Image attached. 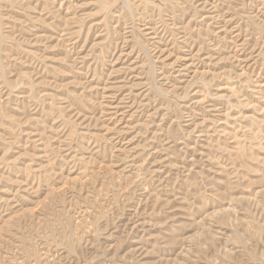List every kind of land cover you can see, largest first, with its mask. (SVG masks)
I'll list each match as a JSON object with an SVG mask.
<instances>
[{
    "label": "rangeland",
    "instance_id": "obj_1",
    "mask_svg": "<svg viewBox=\"0 0 264 264\" xmlns=\"http://www.w3.org/2000/svg\"><path fill=\"white\" fill-rule=\"evenodd\" d=\"M0 264H264V0H0Z\"/></svg>",
    "mask_w": 264,
    "mask_h": 264
},
{
    "label": "bare ground",
    "instance_id": "obj_2",
    "mask_svg": "<svg viewBox=\"0 0 264 264\" xmlns=\"http://www.w3.org/2000/svg\"><path fill=\"white\" fill-rule=\"evenodd\" d=\"M153 32V31H152Z\"/></svg>",
    "mask_w": 264,
    "mask_h": 264
}]
</instances>
